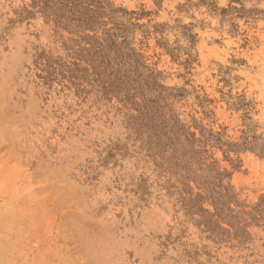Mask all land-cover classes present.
Instances as JSON below:
<instances>
[{
  "label": "rangeland",
  "instance_id": "1",
  "mask_svg": "<svg viewBox=\"0 0 264 264\" xmlns=\"http://www.w3.org/2000/svg\"><path fill=\"white\" fill-rule=\"evenodd\" d=\"M0 264H264V0H0Z\"/></svg>",
  "mask_w": 264,
  "mask_h": 264
}]
</instances>
